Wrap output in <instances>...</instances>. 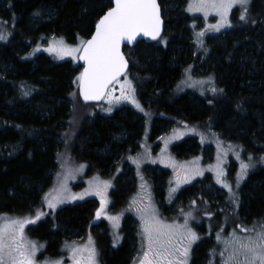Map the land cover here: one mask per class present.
Masks as SVG:
<instances>
[{
    "label": "trees",
    "instance_id": "trees-1",
    "mask_svg": "<svg viewBox=\"0 0 264 264\" xmlns=\"http://www.w3.org/2000/svg\"><path fill=\"white\" fill-rule=\"evenodd\" d=\"M189 1L167 0L175 7L164 12L163 2L158 0L164 19L163 36L155 44L141 41L133 48L124 47L129 72L136 74L142 104H150L153 111L152 136L169 123L159 119L158 114L164 113L184 121L175 123L205 124L212 140L204 144L206 153L212 151L213 142L220 140L238 145L242 157H253L255 171L240 180L236 213L238 223L251 228L264 219V0H251L245 22L233 25L215 41L208 39L206 64L196 69L199 76L215 77L217 94L190 98L185 92L168 102L182 73L194 67L189 63ZM110 5L111 0H0L1 22L11 26L13 21V34L5 33L3 39L7 40L0 42V214L38 211L60 166L64 136L73 125L75 106H85L77 95L80 68L76 62L56 61L43 51L29 59L25 56L30 49L35 52L33 48L50 35L67 43L85 41ZM77 128L72 147L75 161L87 164V174L94 170L103 177L116 174L111 193L114 212L129 204L136 194L142 195L137 171L128 162L131 148L138 146L136 140L145 133L136 114L122 108L109 117H85ZM199 148L196 138H186L173 150L185 157L189 153L194 156ZM229 162L231 172L237 162L233 158ZM156 169H160L157 177L149 175L146 182L153 181L155 194L162 197L158 180L168 170L157 165L151 171L155 174ZM210 195L209 190L193 182L175 199L187 202L200 196L212 207L221 204L223 196L218 190L219 203H211ZM98 211L95 198L63 205L55 212V221L45 219L27 229V234L46 243L43 255L56 257L68 232L78 231L83 239L90 236L95 241L101 264H131L129 225L124 226L123 242L113 249L107 220L97 217ZM196 228L206 231L203 226ZM220 229L207 230L206 237L194 245L190 264H199L211 252L213 230Z\"/></svg>",
    "mask_w": 264,
    "mask_h": 264
},
{
    "label": "rangeland",
    "instance_id": "rangeland-1",
    "mask_svg": "<svg viewBox=\"0 0 264 264\" xmlns=\"http://www.w3.org/2000/svg\"><path fill=\"white\" fill-rule=\"evenodd\" d=\"M162 2L164 4V12L175 7V4H167V0H162ZM197 2L198 0H190L186 7V12L192 19L189 22L190 25L188 24L191 28H189L191 37H188V41L191 43V59L189 60V63H192L194 67L193 69L188 68L182 73L181 79L176 83L172 90V95L168 98V102L185 92L190 98L193 96L205 98L208 95L217 94L215 77L213 75L199 76L200 71L197 70L196 67L206 64V44L208 39L215 41L221 35H224L233 25L243 23L247 20V12L237 4L228 12L226 18L227 23L220 26L221 17L217 15L214 10H209L207 15L202 11H195V9L192 11L188 10L190 5H194ZM234 9H236V11L233 13ZM242 14L245 15L244 20L240 19ZM42 19H44L43 21L47 20L46 18ZM2 20L7 21L6 19ZM10 23L11 26L2 23L0 20V35H4L5 33L7 35L13 34V30L10 29L13 27V21H10ZM214 25L218 26L219 30H216V28L213 27ZM200 33H203V35H198ZM6 40L7 39H0V42H5ZM61 40L63 41V45L69 48L80 47L82 44L80 41L77 43H67L63 38L50 35L48 39L41 40L38 47L33 48V51L35 52H32L30 49L25 58L29 59L39 51H43L51 55L56 61L71 59L77 63V56L79 53L61 56L55 51L48 50L53 46L60 47L59 41ZM140 77H142V75H140ZM136 78L135 72H129L124 78L118 80L110 88L111 97L105 96L103 101L98 104L75 106L76 114L72 121L73 125H69L70 129L64 136V150L60 155V166L53 176L50 186L43 195V200L38 211H31L28 214H0V216L19 219L27 218L35 221L34 223L25 224L24 238L26 244L33 242L37 246V251L35 253L36 264H45V262H47V264H55L57 261H59L60 264H74L71 249L73 247L83 249L89 246V239L93 242L91 246L95 248L97 253L96 264H101L95 241L90 236L83 239L84 235H80L78 231L68 232L65 240H63L60 246V253L57 254L56 257L43 255V252L46 249V243L38 242L36 239L30 238L27 234V229L35 227L45 219L55 221V212L61 206L80 203L92 198L98 200L99 210L101 208V200L103 199L105 202L100 217L107 220L111 248L115 249L121 245L126 231L124 226L126 224L129 225L127 231L131 234V264H139V260L142 257V251L146 247L143 239V221L141 219L142 210L145 208L154 210L157 218L165 224L184 225L185 219H187L188 228H190L197 237V239L192 240L189 235L185 234L183 238L182 246L189 248L187 264H190L191 251L192 248H194V245H197L200 240L204 239L207 230H210L213 227H219L221 229L219 231L213 230L214 246L211 252H208V254L199 261V264H223V261L232 251L230 247L225 250V241L231 240L233 238V233L241 238L255 237V231L247 233L242 232L240 226H243V224L240 225L236 219V213L239 209L238 193L241 186V181L239 182L238 187L236 186V181L241 171L240 165L241 162L249 163L251 166L248 168L247 173L255 171L253 157L250 155L251 160H249V157L247 156L242 157L238 150V145L223 143L220 142V140L219 142H213L212 147H210L212 148V151L206 153L204 144H207L208 141L212 140L208 137L205 124L203 125V123L200 122H198L199 125L197 123H175V121L180 119H176L164 113H159L158 117L169 123H167L158 134L152 136L151 117L153 116V111L150 104L144 102L143 105V101L139 99ZM128 82H131V86L135 90L133 94L134 99L139 103L140 108H142L143 111H141L140 108H137L135 103L131 102V98H121L119 99V102H117V98L121 97V87L124 86L125 90H127ZM213 88L216 89L215 92L212 91ZM122 108L132 110L136 114V118L140 119L145 127V133L142 136V139L140 141L139 139L136 140L138 146L135 149L131 148L130 157L128 158V162L132 164L137 171V176L140 182L139 190L142 191V195L136 194L128 201L129 204H126L121 210L114 212L111 193L115 187L114 180L116 174L111 175L112 173L109 172L108 174L111 176L103 177L100 175L99 171L95 170L91 171L90 174H87V164L75 161L72 154V147L74 141L73 138L77 135L79 129L77 126L83 118H91L96 115L109 117L115 111ZM109 109L111 110L109 111ZM186 138H196L197 143L200 145L198 152L194 156L190 153L185 157L181 155L179 156L173 150L177 143ZM152 145L156 146L152 149ZM126 154L127 152L124 153V155ZM230 157L237 162L235 169L231 172H229V169H231V166H229ZM157 165L168 170V173L160 177L158 180L159 186L163 192L162 197L155 194V184L153 181H148L150 183L146 182L149 175L153 174L152 177H157V174H159L160 169H156L155 174L151 171L153 170V167ZM196 169L202 174L193 175L192 173ZM220 170L224 173L221 177V181L227 182L231 185L232 192H229L227 188L223 187V183H217V172ZM104 182L108 183L107 188L103 187ZM193 182H198L205 190L211 192L209 200L214 204L219 203V200L216 198V191L218 190L220 195L223 196L221 204L212 207L203 197L200 196L195 197L192 200L188 199L187 202H180L179 199H175L182 188L191 185ZM97 185L101 187L100 194H97ZM61 192H63L66 199H64L63 202L57 203L54 209L49 208L48 200H52ZM233 193L235 194L234 196ZM37 213H42L38 219L36 218ZM109 217H116L118 219H109ZM127 219H129V221L125 223V220L127 221ZM262 223H264V219L256 224L254 223L255 225L248 229L255 227L259 230V226ZM226 225L230 227L225 228ZM198 226H203L206 231L199 230V228H196ZM218 234L220 236L219 241L217 239ZM222 252L224 253L223 256L221 255ZM83 255L86 256L87 253L85 252Z\"/></svg>",
    "mask_w": 264,
    "mask_h": 264
},
{
    "label": "snow or ice",
    "instance_id": "snow-or-ice-1",
    "mask_svg": "<svg viewBox=\"0 0 264 264\" xmlns=\"http://www.w3.org/2000/svg\"><path fill=\"white\" fill-rule=\"evenodd\" d=\"M250 2L251 0H198L194 5H190L188 10L202 11L205 15L209 10H214L221 17L220 26H223L227 23L228 12L233 6L239 4L247 12V5ZM113 3L115 6L109 7L108 11L99 18L95 26V34L91 39L82 41L80 47H66L61 40L59 41L60 47L53 46L48 49L61 56L82 53L79 58L85 61L86 67L77 79L80 93L85 100L111 97L110 85L118 80L127 67V62L120 52L122 41H132L141 34L156 39L160 34L162 21L157 0H113ZM240 19L244 20L245 15L242 14ZM213 27L219 30L218 26L214 25ZM198 35H203V33ZM3 38V35H0V39ZM134 91L131 82H128L127 90L124 86L121 87V97L117 98V102L121 98H131V102L140 108L139 103L134 99ZM212 91L215 92L216 89L213 88ZM140 110L143 111L142 108ZM250 166L249 163L241 162V171L236 181L237 187ZM192 174L200 175L202 173L196 169ZM223 175L222 170L217 172V183H223V187L232 192V186L221 181ZM103 187L107 188L108 183L104 182ZM96 191L97 194L101 193L99 185L96 186ZM64 199L66 197L61 192L52 200H48V207L54 209L56 204L63 202ZM104 203L102 199L101 208L96 213L97 217L103 211ZM40 215L42 213H37L36 218L38 219ZM109 219L118 218L109 217ZM141 219L146 247L142 251L139 264H187L189 248L182 246L183 238L187 234L192 240L197 239L196 234L188 228L187 219H185L184 225L165 224L157 218L154 210L148 208L142 210ZM34 222L27 218L0 216V264H36L37 246L33 242L26 244L24 238L25 224ZM240 229L246 233L255 231L256 235L255 237L241 238L233 233V238L225 241V250L230 247L232 251L223 264H264V223L260 224L259 230L255 227L248 229L243 226H240ZM217 239L220 240L219 234ZM92 243L89 239V246L83 249L75 247L71 249L74 264H96L97 253L91 246ZM85 252L86 256L83 255ZM221 255L223 256L224 253L222 252ZM55 264H60V262L57 261Z\"/></svg>",
    "mask_w": 264,
    "mask_h": 264
},
{
    "label": "water",
    "instance_id": "water-1",
    "mask_svg": "<svg viewBox=\"0 0 264 264\" xmlns=\"http://www.w3.org/2000/svg\"><path fill=\"white\" fill-rule=\"evenodd\" d=\"M157 4L159 5L158 0H157ZM114 6H115V5H114V3H113V0H111V5H110V7H114ZM108 9H109V8H108ZM108 9H107V10H106L101 16H103V15L108 11ZM159 10H160V17H161V21H162V23H161L160 34H159V36H157L156 39H152L150 36H145V35H142V34H141V35H137V36L135 37V39L132 40V41H127V40H125V41H122V42H121V45H120V52H121V54L124 56V58H125V60H126V62H127V67H126V69L124 70V72L119 76L118 80L121 79V78H123L124 75L127 73L128 69H129V62H128V60H127V58H126V56H125V54H124V52H123V48H124V47H130V48H131V47H133L136 43H138V42H140V41H143V42L146 43V44H154V43H156L157 41H159L160 38L162 37L163 32H164V19H163V17H162V10H161L160 5H159ZM101 16H100V17H101ZM100 17H99V18H100ZM98 20H99V19H98ZM98 20H97V22H98ZM97 22H96V24H97ZM96 24H95V26H96ZM95 26H94V30H93L92 34H91V35H90L85 41L91 39V37L95 34ZM81 54H82V53H79V54H78V57H77V59H78V65H79V67H80V74H79V75H81V73H83L84 68L86 67L85 61L79 58V56H80ZM118 80H117V81H118ZM114 83H115V82H114ZM114 83H113V84H114ZM113 84H112V85H113ZM112 85H110V87H111ZM77 93H78V96H79L80 100H81L84 104H98V103H100V102L104 99V97H103V98L98 99V100H85L84 97H83V96L81 95V93H80L79 81H78V85H77Z\"/></svg>",
    "mask_w": 264,
    "mask_h": 264
}]
</instances>
